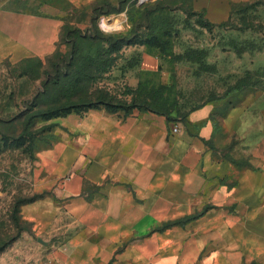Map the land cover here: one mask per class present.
Returning <instances> with one entry per match:
<instances>
[{
  "label": "crops",
  "instance_id": "0c3cea01",
  "mask_svg": "<svg viewBox=\"0 0 264 264\" xmlns=\"http://www.w3.org/2000/svg\"><path fill=\"white\" fill-rule=\"evenodd\" d=\"M105 17L113 29L129 24L127 10ZM63 25L60 16L0 8V63L52 55ZM136 48L141 60L126 74L134 89L161 65L159 54ZM252 58L247 71H264V52ZM67 126L68 138L41 156L52 192L21 208L41 235L70 233L59 244L39 239L55 264H264V114L258 128L241 130L259 153L242 166L204 134L153 113L102 107L72 113Z\"/></svg>",
  "mask_w": 264,
  "mask_h": 264
},
{
  "label": "rangeland",
  "instance_id": "374dc122",
  "mask_svg": "<svg viewBox=\"0 0 264 264\" xmlns=\"http://www.w3.org/2000/svg\"><path fill=\"white\" fill-rule=\"evenodd\" d=\"M207 1L167 0L174 9H184L186 12H172L179 24L176 27L178 34L172 37L171 44L176 54H183L189 48L208 51V62L216 66L218 72L199 77V66L188 62L172 63L170 58L159 55L161 65L152 78L157 87L161 83L174 87L172 98L179 101L182 111V119L179 118L180 121L175 124L176 128L188 130L196 136L204 134L208 146L219 153L221 158L242 166L250 157L259 154L258 150L243 141L246 133L241 130L246 123H250V130L258 128L261 115L264 114V71L255 70L251 76L246 74L252 57L264 52V0H229L228 3L210 0L206 8L212 20L204 10ZM90 5L74 8L65 4L64 0H0L2 9L60 16L66 21H81L80 27L83 29L90 26ZM99 5L104 6L103 3ZM113 7L117 10L120 5L115 3ZM198 15H204V20L211 22L212 26H199ZM101 18L108 28L106 34H125L132 28L131 23L128 24L125 19L123 27L113 29L110 26L114 21L108 22L107 17ZM101 18L98 22L100 30ZM140 18L141 15L136 13V22H139ZM145 32H148L147 29H141V34ZM66 50L63 46L62 51ZM150 50L159 54L157 50ZM239 51L242 52L241 56ZM139 53V48H127L123 60L119 59L116 68L104 75L95 88L110 92L117 104H131L130 93L134 88L127 85L126 74L129 70L126 66L134 62L132 58ZM58 58L54 56L51 60L57 61ZM51 60L47 56L35 58L26 65L10 61L0 63L2 231L10 224L12 208L17 200L37 195L46 196L52 192L54 180L44 169L41 156L69 136V113L50 119L30 120L40 110V95L44 90L46 71ZM242 79H247V87L233 89ZM120 111L124 115L128 113ZM25 132L31 137L24 135ZM22 226L25 231L0 255V264H55L51 259V251L45 248L39 239L59 244L65 241L70 233L41 235L39 230L25 221Z\"/></svg>",
  "mask_w": 264,
  "mask_h": 264
},
{
  "label": "trees",
  "instance_id": "16d2710c",
  "mask_svg": "<svg viewBox=\"0 0 264 264\" xmlns=\"http://www.w3.org/2000/svg\"><path fill=\"white\" fill-rule=\"evenodd\" d=\"M100 3L104 6H98ZM115 3L120 5L117 10L113 7ZM90 6L92 8L90 26L85 29L80 27L81 21L73 22L63 19L64 25L61 29L58 49L49 56V60L54 56L59 58L57 61H50L46 71L44 90L40 95L42 101L40 110L30 120L50 119L68 113H80L103 107L110 112L128 111L126 115L135 110L153 113L165 117L169 124L175 125L180 121V117L182 119L179 101L172 98L174 87L163 83L158 87L155 85L153 78L156 71L141 74L138 87L131 90L132 100L128 105L117 104L110 96V92L95 86L102 81L104 75L116 68L119 59L123 60L127 48L138 46H145L150 52V49L157 50L159 55L170 58L172 63L188 62L199 66L197 71L199 77L205 74H216L217 67L208 62V51L195 48H189L183 54H176L173 51L171 39L178 34L176 27L179 20L172 12L184 9H174L167 0L148 1L142 4L139 0H98ZM124 10H127L129 22L132 25L130 31L125 34H106L99 29L98 22L101 17ZM136 13L141 15L139 22L135 20ZM198 16L199 26L203 28L212 26L211 22L204 20V15ZM143 28L148 32L141 34ZM63 46L66 47V52L62 51ZM238 54L241 56L242 52L239 51ZM34 59L24 60L21 64H30ZM133 59L134 62L126 66L128 70L139 65L141 54L139 53ZM246 74L251 76L252 72L247 71ZM246 81L247 79L239 80L233 89L247 87ZM24 135L31 137L27 132ZM43 197V195H37L28 199L21 198L15 202L9 226L3 231L0 230V255L25 231L22 226L24 220L21 208Z\"/></svg>",
  "mask_w": 264,
  "mask_h": 264
},
{
  "label": "clouds",
  "instance_id": "9594fccd",
  "mask_svg": "<svg viewBox=\"0 0 264 264\" xmlns=\"http://www.w3.org/2000/svg\"><path fill=\"white\" fill-rule=\"evenodd\" d=\"M100 28H101V31H104L105 33L108 32V28H107V26L105 25V23H104V21H103V18H101Z\"/></svg>",
  "mask_w": 264,
  "mask_h": 264
},
{
  "label": "built area",
  "instance_id": "2783aa9c",
  "mask_svg": "<svg viewBox=\"0 0 264 264\" xmlns=\"http://www.w3.org/2000/svg\"><path fill=\"white\" fill-rule=\"evenodd\" d=\"M148 1H156V0H139V3L142 4L144 2H148ZM178 130L175 129V132H177Z\"/></svg>",
  "mask_w": 264,
  "mask_h": 264
}]
</instances>
